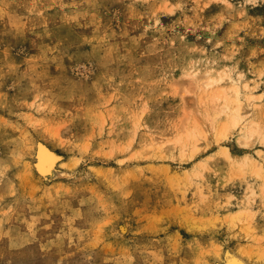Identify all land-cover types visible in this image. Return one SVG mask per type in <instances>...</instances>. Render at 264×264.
I'll return each instance as SVG.
<instances>
[{"label":"rangeland","instance_id":"obj_1","mask_svg":"<svg viewBox=\"0 0 264 264\" xmlns=\"http://www.w3.org/2000/svg\"><path fill=\"white\" fill-rule=\"evenodd\" d=\"M232 255L264 264V0H0V264Z\"/></svg>","mask_w":264,"mask_h":264},{"label":"bare ground","instance_id":"obj_2","mask_svg":"<svg viewBox=\"0 0 264 264\" xmlns=\"http://www.w3.org/2000/svg\"><path fill=\"white\" fill-rule=\"evenodd\" d=\"M215 82H217V78L214 76H210L208 78V80L205 82V86H210L212 84H214ZM224 92L223 89L219 90L216 95H215V99H221L224 96ZM237 102V106L234 108L233 111H230L231 116H230V120L225 123V125L222 127V129L219 131V136H225L227 134V130L229 129V126H239L243 119L246 116V113L243 110V106L241 101L236 98L234 99ZM230 106H228V104H226L224 106V109H229ZM223 110V108H222ZM230 110V109H229ZM249 134H260L259 128H258V124L257 122H255V124H252L249 128H248ZM245 138V137H243ZM250 141L248 139L245 140V143H249ZM223 153L228 157V158H234V156L231 154L229 148L227 146H223L222 148ZM37 153H38V161H37V167L40 170V172L42 173H46L47 171H51L52 167L54 166V164L57 162L58 159H60L61 157L59 156L58 153H55L49 146H47L44 143H40L38 148H37ZM244 160H251L253 159L251 156H249V154H246L243 156ZM259 166V165H258ZM260 167H258L257 169V173L260 174ZM244 211L243 210H237L233 216L234 217H239ZM225 263H218V264H244L243 260L241 258H239L236 255H232L230 256L227 260H225ZM217 264V263H216Z\"/></svg>","mask_w":264,"mask_h":264}]
</instances>
